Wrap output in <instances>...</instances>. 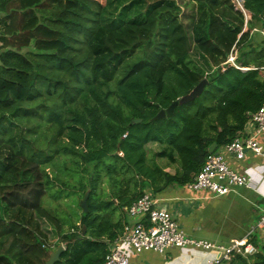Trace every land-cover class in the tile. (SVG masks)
Listing matches in <instances>:
<instances>
[{
    "label": "trees",
    "instance_id": "16d2710c",
    "mask_svg": "<svg viewBox=\"0 0 264 264\" xmlns=\"http://www.w3.org/2000/svg\"><path fill=\"white\" fill-rule=\"evenodd\" d=\"M147 1L0 0V264H46L61 244L56 264H102L145 191L186 187L214 143L246 135L264 101V0H243L245 13L189 0L190 26L177 0ZM64 173L89 192L68 231L45 207L70 189Z\"/></svg>",
    "mask_w": 264,
    "mask_h": 264
},
{
    "label": "built area",
    "instance_id": "2783aa9c",
    "mask_svg": "<svg viewBox=\"0 0 264 264\" xmlns=\"http://www.w3.org/2000/svg\"><path fill=\"white\" fill-rule=\"evenodd\" d=\"M237 10H244L243 0H232ZM239 6V7H238ZM238 52L233 50L227 63L236 64ZM246 135L236 138L218 152L211 153L194 180L186 186L193 192H208L214 197L228 196L240 188L250 187L247 176L234 169L230 162L232 158L243 161L247 152L264 158V144L261 136L264 134V101L261 108L251 115L246 128ZM128 215L136 221L133 227H125V231L117 240L109 243V250L102 264H132L127 253L130 247L135 254L153 251L165 254L170 249L188 247L215 251L217 246L208 241H199L187 236L180 228L172 212L158 207L153 191H145L128 209ZM264 231V215L259 222ZM222 255L208 264H221L230 261L235 254L248 255L255 251L245 241H233L229 246L220 248Z\"/></svg>",
    "mask_w": 264,
    "mask_h": 264
},
{
    "label": "crops",
    "instance_id": "0c3cea01",
    "mask_svg": "<svg viewBox=\"0 0 264 264\" xmlns=\"http://www.w3.org/2000/svg\"><path fill=\"white\" fill-rule=\"evenodd\" d=\"M261 142L264 144V134L261 136ZM230 164L248 177L250 187L240 188L224 197H214L208 192L197 193L178 186L155 193L158 207L172 212L187 236L199 241H208L218 249L205 251L188 247L170 249L165 254L153 251L135 254L127 247L132 264H208L222 255L223 250L220 248L229 246L233 241H245L248 246H253L255 251L248 255L239 254L244 257L246 263L233 262V258L238 255L235 254L230 261H223L221 264L256 263L255 254L259 250L253 241L257 239L260 244H264V231L259 226L264 215V158L247 152L243 161L232 158Z\"/></svg>",
    "mask_w": 264,
    "mask_h": 264
},
{
    "label": "rangeland",
    "instance_id": "374dc122",
    "mask_svg": "<svg viewBox=\"0 0 264 264\" xmlns=\"http://www.w3.org/2000/svg\"><path fill=\"white\" fill-rule=\"evenodd\" d=\"M177 1H178V4H180L181 7H183V10H184V12H183L184 14L182 15V17L187 22V24L190 26L191 21L188 18H190L192 11L195 9L194 4H191V2L189 0H177ZM193 6H194V9H193ZM235 8H236V6H235ZM199 57L200 56L197 53H195L193 55V58L196 61L203 63V60L200 59ZM149 149L151 152H155V151L159 150V147L158 146H150ZM159 162H160L161 166H164L166 164L165 160H161ZM48 171L51 173L56 172L57 174H60L59 172H61L60 169H58L57 167L51 168ZM171 172H174V169H171ZM61 178L63 179L64 182L65 181L67 182V185L69 186V188L74 187V186L78 188L80 186L78 184L79 181L76 179L77 177L73 178V177L68 176V174L64 173V175ZM103 185H104V189L107 190V192H108L110 190V185L108 184L107 179H105V181H103ZM80 196H81V194H79V192H76V190L74 188L73 189L70 188L69 190L65 191L62 195L56 194V198L49 195L48 201H47V203H45V207L51 209V211L55 215H57L58 218H60L63 223H65L64 227H65L66 231L70 230L69 228H70L71 222L77 223L81 219V216H82L81 212L82 211L80 209V206H81L80 204H81L82 199ZM118 212L116 211L115 214ZM117 217H118V215H117ZM124 220H125V225H127L128 227H133L136 224L135 219H133V218L130 219L129 215H127V214L124 215ZM50 230L54 231L55 229L50 228ZM54 240L56 241V238H54Z\"/></svg>",
    "mask_w": 264,
    "mask_h": 264
},
{
    "label": "water",
    "instance_id": "95a60500",
    "mask_svg": "<svg viewBox=\"0 0 264 264\" xmlns=\"http://www.w3.org/2000/svg\"><path fill=\"white\" fill-rule=\"evenodd\" d=\"M208 83H209L208 80L204 79L197 87H195L193 89V91L190 94H188V95L184 96L183 98L173 102L167 109H161L159 111V113L155 116L154 119L155 120H161V119H165L167 117H171L179 104L188 103V102L196 99L197 97H199L203 93V91H204V89ZM217 148H218V144L214 143L210 147L209 153H214L217 150ZM88 198H89V192H87L86 196L84 197V199L81 201V204H80L85 213L89 212ZM83 234L84 235L86 234V226L83 227ZM65 250L66 249H65V246L63 244L59 245V247L55 251H52L50 253V259L47 261L46 264L58 263L61 260V255Z\"/></svg>",
    "mask_w": 264,
    "mask_h": 264
}]
</instances>
